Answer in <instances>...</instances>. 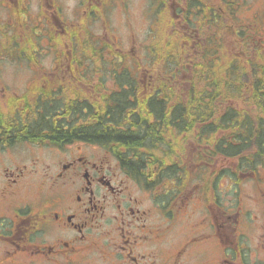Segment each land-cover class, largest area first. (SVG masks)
Instances as JSON below:
<instances>
[{"label":"flooded vegetation","instance_id":"flooded-vegetation-1","mask_svg":"<svg viewBox=\"0 0 264 264\" xmlns=\"http://www.w3.org/2000/svg\"><path fill=\"white\" fill-rule=\"evenodd\" d=\"M34 6L0 0V64H18L25 80L23 92L0 96V264H264V166L227 157L221 145L229 112L231 126L249 128L248 142L258 141L254 126L263 132L264 88L254 86L253 64L264 61V0ZM91 27L103 33L96 39ZM120 27H169L184 37L183 54L163 59L157 39L138 40L134 31L125 49ZM213 40L220 50L243 49L231 58L241 59L238 76L247 62L248 85L231 99L223 96L228 81L217 88L215 135L211 120L173 119L188 107L174 104L176 90L191 88ZM226 58L217 56L219 69ZM41 119L49 124L39 138L12 132ZM59 128L91 135L49 139ZM128 130L153 150L137 153L99 135Z\"/></svg>","mask_w":264,"mask_h":264},{"label":"trees","instance_id":"trees-1","mask_svg":"<svg viewBox=\"0 0 264 264\" xmlns=\"http://www.w3.org/2000/svg\"><path fill=\"white\" fill-rule=\"evenodd\" d=\"M167 45L162 48V51H165L166 54H169ZM222 55L224 57H228L224 59L222 62L223 68L218 67L217 63V56L211 60H197L196 62V70L194 72V81L191 83V88L186 93H180L176 90L174 94V104L177 105H188L187 108H176L173 110L174 117L173 119L177 120L180 119L183 121L184 114L189 113L190 120L197 121L201 119H207L208 121L211 120L212 123L207 125V132L208 134L215 135L217 131V124L216 121L218 120L217 117V101H218V92L217 88H220L221 83L227 82L226 92L223 93L224 99H231L232 94L234 93V88H246L247 85V62L243 63L244 69H241V76L239 75L240 69H235L234 66L237 65L241 60H235L231 58L234 56L232 51L223 46ZM262 50V49H261ZM263 51V50H262ZM243 54V53H241ZM240 54V55H241ZM264 56V52L259 54ZM250 67V63H249ZM254 72L260 73V75H255V88H264V61L263 62H254L253 64ZM235 71V72H234ZM234 72V73H232ZM238 72V73H237ZM218 73H226L225 77H220ZM233 74V75H232ZM222 78V80H221ZM233 79V80H232ZM232 89V91H231ZM257 100L262 97L263 95L256 92L254 95ZM151 103L157 104L158 101L154 99L151 100ZM262 104V101H259ZM232 113L229 112L225 119V123L223 125V130L227 132L228 139H223L221 141V145L223 146L222 151L226 154L227 157L231 156H238L240 159L245 161V165L252 168H257L259 166H264V128L261 127L260 130L263 132H257V127L254 126V136L258 137V141L255 143L248 142L247 137H250V130L248 128V132L246 127L244 128V133L241 132L242 127H233L228 122L232 119ZM250 112H241L240 117L242 119H249ZM255 119H262V117L258 116L255 113ZM234 118V116H233ZM166 119V118H165ZM45 123L42 119L36 124L28 125L26 128L21 126H14L13 134L16 137H24V138H39L42 136V133L46 127ZM195 125L192 123L191 127ZM95 127L94 129H97ZM156 126H151L150 131H154ZM48 130V129H47ZM79 135L82 137L90 136L91 134L88 132V129H80L78 132H64L61 128L54 130L52 134L49 136V139L57 142H67L71 137ZM99 135H105L107 138H111L114 142L121 143L124 147L133 148V150L137 153L141 152V149L145 151H152V146L155 145L154 143H146L140 135L137 133H133L131 131L127 132H107V133H100ZM208 144H214L215 141H207ZM144 152V151H143Z\"/></svg>","mask_w":264,"mask_h":264},{"label":"rangeland","instance_id":"rangeland-1","mask_svg":"<svg viewBox=\"0 0 264 264\" xmlns=\"http://www.w3.org/2000/svg\"><path fill=\"white\" fill-rule=\"evenodd\" d=\"M39 0H33V4H35V8H37ZM37 3V4H36ZM246 7H252L251 2H246ZM133 30L136 33V37L138 40H150L151 38V29L150 27H132ZM121 35L123 37V44L124 48L127 49L129 47L128 39L130 37L131 31L128 27H120ZM91 31L93 32L92 35L95 36L97 39L102 33H103V27H91ZM159 36L160 38L163 37L162 32L159 30ZM42 40V39H41ZM40 40V42H41ZM3 50L2 47H0V52ZM16 47H9L6 49V52L8 53V56L13 57L15 55ZM160 54L166 55L165 51L162 52V49H160ZM0 67L3 68V71H0V96L2 93L9 92L10 94L17 92H23L20 91L21 86H24L25 80L23 79L22 73L20 69H18V64L14 65H8V64H0ZM2 70V69H0ZM14 73V74H13ZM1 89H3V92H1ZM5 89H8V91H5ZM15 90V91H14ZM5 107L3 108V110Z\"/></svg>","mask_w":264,"mask_h":264}]
</instances>
